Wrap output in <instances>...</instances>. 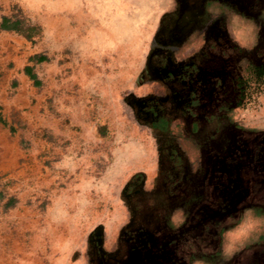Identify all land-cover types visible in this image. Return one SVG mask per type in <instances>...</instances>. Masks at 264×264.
Returning a JSON list of instances; mask_svg holds the SVG:
<instances>
[{
  "label": "rangeland",
  "instance_id": "374dc122",
  "mask_svg": "<svg viewBox=\"0 0 264 264\" xmlns=\"http://www.w3.org/2000/svg\"><path fill=\"white\" fill-rule=\"evenodd\" d=\"M244 1L0 0V264H101L210 140L264 134V2Z\"/></svg>",
  "mask_w": 264,
  "mask_h": 264
},
{
  "label": "crops",
  "instance_id": "0c3cea01",
  "mask_svg": "<svg viewBox=\"0 0 264 264\" xmlns=\"http://www.w3.org/2000/svg\"><path fill=\"white\" fill-rule=\"evenodd\" d=\"M224 10L226 13H231L233 7L231 9L224 7ZM236 23L229 25L227 31L217 36V40L221 42L219 44L228 51L229 57L240 55L243 48L248 46L246 43L249 41L248 38H243V34L238 32L245 23L242 20ZM248 35L250 34L247 33ZM208 39L210 38L207 36L202 38L200 35L197 38L200 41ZM229 64H231L230 70L237 72L235 64L232 62ZM260 134L234 129L230 131L229 136H224L227 141L222 145L214 144L217 140H210L207 148L209 152L214 153L213 157L200 159L198 162L192 161L187 177L176 183V192H167L165 206L163 204L160 208H152L135 225L127 228L124 236H119V240H105L99 248L101 264H243L242 253L248 250L249 244H252V239L249 240L252 232L262 234L261 242L264 247V213L257 216L251 213L250 202L253 199L239 206V221L234 224L226 221L222 224L219 242L215 248L199 247L195 243L180 244L179 247L176 244L170 247L166 242L156 241V236L159 234H177L201 208L210 210L212 183L218 171L224 170L226 154L231 152L241 139ZM209 210H206L207 213ZM209 214L213 216L216 212L209 211ZM134 231L143 233L142 243L130 241L125 237L126 233Z\"/></svg>",
  "mask_w": 264,
  "mask_h": 264
},
{
  "label": "flooded vegetation",
  "instance_id": "af4514ba",
  "mask_svg": "<svg viewBox=\"0 0 264 264\" xmlns=\"http://www.w3.org/2000/svg\"><path fill=\"white\" fill-rule=\"evenodd\" d=\"M211 1L219 2L222 7L238 6L241 3L244 7L247 6V1L244 0H184L195 9ZM199 113L202 115L204 111L199 108ZM224 165V170L218 171L213 180L212 202L209 205L210 210L206 209L214 210L216 214L210 216L209 211L207 213L201 208L181 231L177 234H159L156 236L157 242H166L170 247L176 244L179 247L180 244L195 243L199 247L215 248L219 242L222 224L226 221L234 224L240 220L238 212L243 202L253 199L249 201L251 213L255 216L264 213V134L241 139L236 147L226 154ZM138 231L128 232L125 237L140 244L144 241L143 233H137ZM261 241H263L261 233L253 235L252 244L247 247L248 252L244 251L242 256L251 254L253 249L262 247ZM254 264H264V248L258 251Z\"/></svg>",
  "mask_w": 264,
  "mask_h": 264
},
{
  "label": "trees",
  "instance_id": "16d2710c",
  "mask_svg": "<svg viewBox=\"0 0 264 264\" xmlns=\"http://www.w3.org/2000/svg\"><path fill=\"white\" fill-rule=\"evenodd\" d=\"M19 23V21H14V22H11L9 20V18H6V17H3L2 18V26L3 28L5 29H15L16 25ZM40 59H44L43 57H41ZM256 78L259 79L261 77L264 76V66H259L257 69H256ZM25 73L32 79H35L36 76L35 74L32 72L31 68L29 66H26L25 67ZM153 126L154 127H158V128H161V129H165L166 127V121L163 119V118H159L158 120H156L155 122H153Z\"/></svg>",
  "mask_w": 264,
  "mask_h": 264
}]
</instances>
